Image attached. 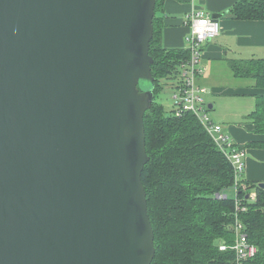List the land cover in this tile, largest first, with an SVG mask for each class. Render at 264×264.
<instances>
[{
    "label": "water",
    "instance_id": "obj_1",
    "mask_svg": "<svg viewBox=\"0 0 264 264\" xmlns=\"http://www.w3.org/2000/svg\"><path fill=\"white\" fill-rule=\"evenodd\" d=\"M155 2L0 0V264H151Z\"/></svg>",
    "mask_w": 264,
    "mask_h": 264
},
{
    "label": "trees",
    "instance_id": "obj_2",
    "mask_svg": "<svg viewBox=\"0 0 264 264\" xmlns=\"http://www.w3.org/2000/svg\"><path fill=\"white\" fill-rule=\"evenodd\" d=\"M163 3L155 2L149 48L154 96L143 118L148 161L141 180L154 233L151 264H230L232 251H221L218 246L233 240V198L216 194L232 187L233 168L194 114L175 115L174 107L166 112L156 100L164 85L175 84L180 64L189 58L187 48L162 46ZM230 13L237 19H264V0H238ZM229 64L235 76L252 77L264 88V59H238ZM248 116L253 130L264 133V94L256 96L255 109ZM245 146L264 147V140ZM244 182L247 192H255V199H244L247 209L241 218L263 259L264 188L258 182ZM239 191L242 196V187Z\"/></svg>",
    "mask_w": 264,
    "mask_h": 264
},
{
    "label": "crops",
    "instance_id": "obj_3",
    "mask_svg": "<svg viewBox=\"0 0 264 264\" xmlns=\"http://www.w3.org/2000/svg\"><path fill=\"white\" fill-rule=\"evenodd\" d=\"M237 1L164 0L161 43L166 49L186 48V17L193 10L221 14L218 35L203 46L201 62L205 70L198 83L206 88L203 96L211 118L222 125V131L234 144L246 149L243 180L259 183L264 182V147L245 145L264 140V133L253 130L248 116L264 88L252 77L235 76L229 62L264 59V19L235 18L230 8Z\"/></svg>",
    "mask_w": 264,
    "mask_h": 264
},
{
    "label": "built area",
    "instance_id": "obj_4",
    "mask_svg": "<svg viewBox=\"0 0 264 264\" xmlns=\"http://www.w3.org/2000/svg\"><path fill=\"white\" fill-rule=\"evenodd\" d=\"M186 24L189 27V32L185 37L189 58L180 64L177 73L178 80L172 86L176 90L174 114L179 115L183 112L194 114L233 168L231 187L234 193L231 224L233 240L231 243L221 241L218 246L219 250L232 251L233 259L230 264H264V257L259 259L258 247L249 240L241 218L242 213L247 209L244 199H255L254 191L247 192L242 176L246 149L234 144L231 138L222 131V125L211 118L209 107L203 96L206 88L198 83V77L205 70L201 62L203 46L218 35L220 26L218 20L203 10L191 11L186 17ZM240 187L243 189L242 196L239 195ZM216 197L227 198V194L217 193Z\"/></svg>",
    "mask_w": 264,
    "mask_h": 264
},
{
    "label": "rangeland",
    "instance_id": "obj_5",
    "mask_svg": "<svg viewBox=\"0 0 264 264\" xmlns=\"http://www.w3.org/2000/svg\"><path fill=\"white\" fill-rule=\"evenodd\" d=\"M175 93H176V90L170 84H168V85H164L156 96V100L165 108L166 112H169L174 106V101H175L174 94ZM225 194H227V197L229 199L230 198L232 199L234 195L233 190L231 188H228L225 191Z\"/></svg>",
    "mask_w": 264,
    "mask_h": 264
}]
</instances>
